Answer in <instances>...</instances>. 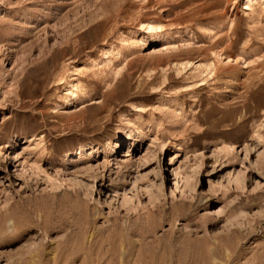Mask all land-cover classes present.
Masks as SVG:
<instances>
[{"label":"rangeland","instance_id":"rangeland-1","mask_svg":"<svg viewBox=\"0 0 264 264\" xmlns=\"http://www.w3.org/2000/svg\"><path fill=\"white\" fill-rule=\"evenodd\" d=\"M0 264H264V0H0Z\"/></svg>","mask_w":264,"mask_h":264},{"label":"bare ground","instance_id":"bare-ground-1","mask_svg":"<svg viewBox=\"0 0 264 264\" xmlns=\"http://www.w3.org/2000/svg\"><path fill=\"white\" fill-rule=\"evenodd\" d=\"M156 27H157V26H155V25H149V24H148L147 27H146V29H148V31H149V30H155ZM152 32H153V31H152ZM184 65H185V64H184ZM210 65H211V64L208 63V62H207V63H203V64L200 63V64H198L197 67H200L201 69H202V67H203V68H205L207 71H209V70H211V68H212V65H211V68H210ZM208 69H209V70H208ZM212 69H213V68H212ZM70 85H71V84H70ZM74 85H75V84H73V86H74ZM76 85H77V84H76ZM76 85H75V86H76ZM79 86H80V85H79ZM76 87L79 88L78 86H76ZM77 88H76V89H77ZM80 89L82 90V88H80ZM80 89L78 90V94L81 92ZM79 91H80V92H79ZM82 91H84V90H82ZM74 93H76V92H74ZM74 93H73V94H74ZM83 93H84V92H83ZM81 94H82V93H81ZM83 95H84V94H83Z\"/></svg>","mask_w":264,"mask_h":264}]
</instances>
